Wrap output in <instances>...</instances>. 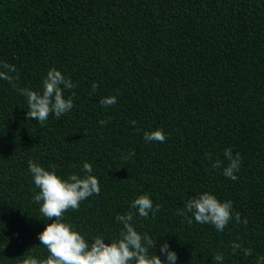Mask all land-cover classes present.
Wrapping results in <instances>:
<instances>
[{
	"label": "trees",
	"instance_id": "16d2710c",
	"mask_svg": "<svg viewBox=\"0 0 264 264\" xmlns=\"http://www.w3.org/2000/svg\"><path fill=\"white\" fill-rule=\"evenodd\" d=\"M0 62L16 67L19 87L42 92L52 68L76 85L64 92H75L73 109L42 127L0 79V264L49 255L38 236L52 221L33 200L29 161L64 179L92 164L100 193L64 214L89 244L118 239L117 215L149 193L161 210L132 223L157 239L150 251L162 260L165 242L176 264H217L218 252L223 264H257L264 255V0H0ZM108 96L117 102L102 106ZM157 129L166 141H146ZM227 148L242 157L237 180L212 168L227 165ZM203 192L231 200L247 225L218 232L176 214ZM233 242L252 255L233 254Z\"/></svg>",
	"mask_w": 264,
	"mask_h": 264
},
{
	"label": "clouds",
	"instance_id": "9594fccd",
	"mask_svg": "<svg viewBox=\"0 0 264 264\" xmlns=\"http://www.w3.org/2000/svg\"><path fill=\"white\" fill-rule=\"evenodd\" d=\"M0 79L6 80L18 94L26 97L27 119L37 120L42 127L51 114L60 119L74 107L75 92L67 98L64 92L74 89L76 85L56 68L50 69L43 79L42 92L19 87L16 84L19 79L16 67L6 62H0ZM91 88L93 93L98 91V82H93ZM116 102V96H108L100 100V104L105 107L112 106ZM100 123L104 125L107 121L101 120ZM131 124L135 125L136 121H131ZM144 138L148 142L163 143L167 139V134L163 129H157L146 131ZM206 156L211 159L212 154L206 153ZM224 157L228 161L226 166L220 159H216L212 168L223 167L225 177L237 180L242 160L240 153L237 152L234 156L232 149L227 148L224 150ZM130 158V156L123 157L125 161ZM29 171L35 186L39 189V192L34 194L33 200L40 205L39 211L43 217L52 221L38 236L40 244L47 249L49 255L44 259L27 255L20 264H176L177 253L170 249L167 242L160 246V254L166 256V260H162L160 255L150 251L156 247L157 239H153L146 232L141 234L133 226L132 222L136 214L145 219L151 214L155 219L156 213L162 208L161 204H153L149 193L141 194L131 202L130 207L135 212L128 211L126 214L117 215V222L123 225L118 239L106 242L104 236L97 235L89 244L84 235L74 229L70 222H65L64 214L69 209H78L83 200L100 193L99 180L91 174L92 164L87 161L83 163V171L87 175L81 177L72 173L67 179L57 174L54 165L49 171L38 163L29 161ZM188 213H191L197 223L213 225L218 232H222L233 220L237 224L248 223L246 217L241 220V214L233 212L231 200L221 201L210 192H203L187 200L185 207L177 210L176 214L185 216ZM188 223H192L191 218L188 219ZM238 250H243L245 256L252 255L251 248H245L242 242H233L231 252L235 254ZM213 259L217 264H223L224 254L218 252ZM257 264H264V255L258 258Z\"/></svg>",
	"mask_w": 264,
	"mask_h": 264
}]
</instances>
